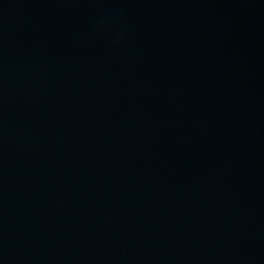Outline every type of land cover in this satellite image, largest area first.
Listing matches in <instances>:
<instances>
[{"label": "water", "instance_id": "1", "mask_svg": "<svg viewBox=\"0 0 264 264\" xmlns=\"http://www.w3.org/2000/svg\"><path fill=\"white\" fill-rule=\"evenodd\" d=\"M0 264H264V0H0Z\"/></svg>", "mask_w": 264, "mask_h": 264}]
</instances>
